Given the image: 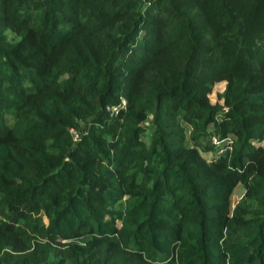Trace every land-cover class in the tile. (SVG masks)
Here are the masks:
<instances>
[{"label":"trees","instance_id":"16d2710c","mask_svg":"<svg viewBox=\"0 0 264 264\" xmlns=\"http://www.w3.org/2000/svg\"><path fill=\"white\" fill-rule=\"evenodd\" d=\"M66 263L264 264V0H0V264Z\"/></svg>","mask_w":264,"mask_h":264},{"label":"rangeland","instance_id":"374dc122","mask_svg":"<svg viewBox=\"0 0 264 264\" xmlns=\"http://www.w3.org/2000/svg\"><path fill=\"white\" fill-rule=\"evenodd\" d=\"M223 87H224V82H223V81H221V82H217V83L215 84V86H214V90H213V92L210 94V97H211V100H212V101H215V100L217 99L216 94H217L218 92H220V91L223 89ZM145 123L148 124V125L150 124L149 116H148L147 120L145 121ZM73 131L77 134V132H76L75 130H73ZM202 153H203L206 157L210 158L213 154L216 153V151H215V150H211V151H203ZM240 194H241V188L239 187V188H237V189L234 191V193H233V195H232V197H231V203H232V205L238 200V198L240 197ZM66 264H70V263H66Z\"/></svg>","mask_w":264,"mask_h":264},{"label":"built area","instance_id":"2783aa9c","mask_svg":"<svg viewBox=\"0 0 264 264\" xmlns=\"http://www.w3.org/2000/svg\"><path fill=\"white\" fill-rule=\"evenodd\" d=\"M126 103L124 98H121L120 102L115 105H108L106 108L112 111H117L119 107L123 106ZM75 135H77L75 133ZM212 142L217 146L216 153H221L224 150V145L228 142L225 138L218 139L214 135H211Z\"/></svg>","mask_w":264,"mask_h":264}]
</instances>
